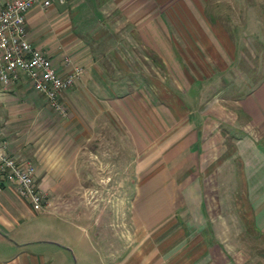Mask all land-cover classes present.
<instances>
[{"label": "crops", "instance_id": "crops-1", "mask_svg": "<svg viewBox=\"0 0 264 264\" xmlns=\"http://www.w3.org/2000/svg\"><path fill=\"white\" fill-rule=\"evenodd\" d=\"M256 5L53 0L28 10L33 44L58 72L71 64L82 72L60 95L64 115L23 73L0 83V137L19 163L34 164L45 193L35 211L0 176V264H73L67 240L57 244L38 220L47 213L89 223L74 225L91 252L76 253L78 264H264V15ZM101 21L128 27L122 49L109 31L92 45L83 39L84 27ZM116 115L144 171L129 208L114 213L121 225L99 228L98 206L79 193L81 171L109 166L99 155L112 153Z\"/></svg>", "mask_w": 264, "mask_h": 264}, {"label": "built area", "instance_id": "built-area-1", "mask_svg": "<svg viewBox=\"0 0 264 264\" xmlns=\"http://www.w3.org/2000/svg\"><path fill=\"white\" fill-rule=\"evenodd\" d=\"M53 0H7L0 9V83L9 85L23 73L34 89L44 94L52 108L64 115L60 101L62 91L70 87L82 72L71 64L58 72L51 58L37 48L25 25L26 14L34 5L47 8ZM0 176L15 183L17 192L27 199L35 211L44 207L45 193L36 180V168L30 161L19 163L12 156L5 139L0 137Z\"/></svg>", "mask_w": 264, "mask_h": 264}, {"label": "rangeland", "instance_id": "rangeland-1", "mask_svg": "<svg viewBox=\"0 0 264 264\" xmlns=\"http://www.w3.org/2000/svg\"><path fill=\"white\" fill-rule=\"evenodd\" d=\"M249 1L251 2L252 0ZM256 1L258 13L260 11L259 14L264 15V10L262 11L261 6V4H263V0ZM113 17L115 18L113 19V22L116 21L117 18H121L120 15L116 14H114ZM127 28V26L124 27L122 24L107 25L106 27L101 21V23H97L91 27L85 26L82 30V36L85 41L87 40L89 44L92 45L91 43H93V35H100V33L109 31L111 32L109 35H113L114 40H117L115 44L118 45L119 49H122V33H124ZM131 113L136 119H138L136 113H133V111H131ZM118 118L119 116L116 115V118L113 122L114 147H112L113 149H108L109 152L112 151V153H107L105 148L102 149V153L99 155L102 162H107L109 160V166L99 169H86L81 171L82 186L80 187L79 193L87 196V199L89 200L88 204L94 203V207L96 205L98 206V210L101 213L100 219L98 220L99 228H105L108 224L111 225L113 219L115 227L121 225L122 221L120 218L115 217L114 213L129 208L130 197L134 193L137 183L140 181V175H142L144 171V169L138 168V160L141 156H143V153H138L135 151V149H137L135 140L133 137L130 138L128 129L124 123L118 120ZM132 124L136 126V123L133 122ZM110 160H113V162ZM38 220L40 221L41 225L43 223L47 225L49 229L48 233L50 234L52 240L54 239L57 244H60L58 240L61 242L64 239L67 240L66 244L68 246L65 245V247L69 250L73 264H78L79 262L76 253L86 254L88 257L91 256L90 250H88V247H86L88 245L87 236L83 234L84 237L81 236L79 239V236L81 235L80 229H78L79 227L74 226L80 224L81 227H88L89 223H86L85 220H82L79 223L76 222L71 224L63 222L61 219H59V217L51 213H47L45 215L43 214V216H41V218ZM93 228L95 229L96 227ZM90 231L93 232V230ZM102 236L105 237V235ZM104 237H100V244L103 243L102 239L104 240ZM92 254H94V252H92ZM59 256L60 255H56V258H59ZM79 260H81L80 257Z\"/></svg>", "mask_w": 264, "mask_h": 264}]
</instances>
